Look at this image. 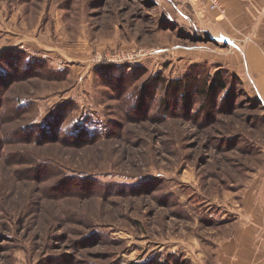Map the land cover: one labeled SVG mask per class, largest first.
<instances>
[{
    "label": "rangeland",
    "instance_id": "obj_1",
    "mask_svg": "<svg viewBox=\"0 0 264 264\" xmlns=\"http://www.w3.org/2000/svg\"><path fill=\"white\" fill-rule=\"evenodd\" d=\"M236 49L156 0H0V264H206L264 183Z\"/></svg>",
    "mask_w": 264,
    "mask_h": 264
},
{
    "label": "crops",
    "instance_id": "obj_2",
    "mask_svg": "<svg viewBox=\"0 0 264 264\" xmlns=\"http://www.w3.org/2000/svg\"><path fill=\"white\" fill-rule=\"evenodd\" d=\"M156 2L167 16L175 13L198 36L210 35L238 48L228 61L246 62L264 94V0H221L224 14L197 0ZM239 203L237 216L219 227L214 246L204 251L210 256L206 264H264V183L249 184Z\"/></svg>",
    "mask_w": 264,
    "mask_h": 264
},
{
    "label": "built area",
    "instance_id": "obj_3",
    "mask_svg": "<svg viewBox=\"0 0 264 264\" xmlns=\"http://www.w3.org/2000/svg\"><path fill=\"white\" fill-rule=\"evenodd\" d=\"M197 1L206 3L211 11H221L222 14L225 13V10L222 7L221 0H197ZM263 240H264V232H263Z\"/></svg>",
    "mask_w": 264,
    "mask_h": 264
},
{
    "label": "water",
    "instance_id": "obj_4",
    "mask_svg": "<svg viewBox=\"0 0 264 264\" xmlns=\"http://www.w3.org/2000/svg\"><path fill=\"white\" fill-rule=\"evenodd\" d=\"M210 39H214V38L210 36Z\"/></svg>",
    "mask_w": 264,
    "mask_h": 264
},
{
    "label": "bare ground",
    "instance_id": "obj_5",
    "mask_svg": "<svg viewBox=\"0 0 264 264\" xmlns=\"http://www.w3.org/2000/svg\"><path fill=\"white\" fill-rule=\"evenodd\" d=\"M263 97H264V94H263Z\"/></svg>",
    "mask_w": 264,
    "mask_h": 264
}]
</instances>
